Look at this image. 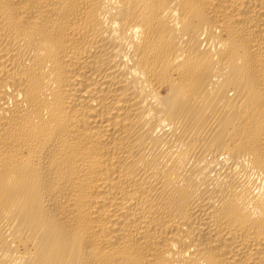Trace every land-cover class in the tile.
Wrapping results in <instances>:
<instances>
[{
  "label": "bare ground",
  "instance_id": "6f19581e",
  "mask_svg": "<svg viewBox=\"0 0 264 264\" xmlns=\"http://www.w3.org/2000/svg\"><path fill=\"white\" fill-rule=\"evenodd\" d=\"M0 264H264V0H0Z\"/></svg>",
  "mask_w": 264,
  "mask_h": 264
}]
</instances>
